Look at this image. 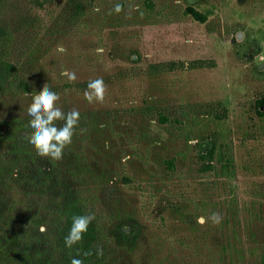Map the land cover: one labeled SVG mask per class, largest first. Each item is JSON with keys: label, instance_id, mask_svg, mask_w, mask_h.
Here are the masks:
<instances>
[{"label": "rangeland", "instance_id": "374dc122", "mask_svg": "<svg viewBox=\"0 0 264 264\" xmlns=\"http://www.w3.org/2000/svg\"><path fill=\"white\" fill-rule=\"evenodd\" d=\"M18 1L0 19L37 17L33 89L48 83L57 107L80 118L62 159L39 156L32 129L10 126L30 119V93L0 88V160H18L1 197L48 201L62 192L42 191L37 169L63 164L98 221L131 241L104 239L111 264H264V0H81L70 20L57 17L66 0ZM16 26L12 62L30 38ZM96 78L105 97L90 104L83 92Z\"/></svg>", "mask_w": 264, "mask_h": 264}, {"label": "trees", "instance_id": "16d2710c", "mask_svg": "<svg viewBox=\"0 0 264 264\" xmlns=\"http://www.w3.org/2000/svg\"><path fill=\"white\" fill-rule=\"evenodd\" d=\"M9 1L16 2L18 8L20 7L18 0H0V9ZM25 1L32 7L43 9L49 0ZM84 12L81 0H66L64 11L57 17L70 20L79 18ZM16 16H18L17 26L0 19V80L2 81L0 88L16 89L23 94L34 93L37 91L33 89L29 71L43 44L37 39L38 33L33 30L38 20L36 21L37 17H32L28 11H22ZM13 26L19 28L20 32L23 31L25 36H30L28 41L18 44L23 59L15 62L11 61L9 52L13 34L7 30ZM260 104L264 106V101H260ZM29 120H11L10 126L17 128L20 126L21 129L28 130ZM165 121L166 118L160 115V122ZM11 137L9 134L7 138ZM12 139L15 145V140L13 137ZM211 154L212 150H209L208 153L202 154V158ZM16 162L18 160H0V182L8 185L12 182V178L15 179L13 168ZM167 166L171 169L173 161L167 160ZM68 167L52 163L48 171L37 169L38 178H43L42 191L55 189L62 192L48 201L42 200L39 196L33 198L16 195L5 198L0 195V264H70L73 257L83 260V264H111L113 252L106 245L102 248L104 239L111 238L117 246L121 244L131 246V241L128 240L126 233L120 230V226H117L116 232L111 231L95 216L88 230L83 234V239L71 248L65 246L64 237L71 226V218L74 215H94L88 208L86 198L82 197L81 190L72 184L70 176L75 177V172L72 167ZM41 225H44L47 231L40 232ZM97 248L102 249V255L96 254ZM88 252L91 254L85 255Z\"/></svg>", "mask_w": 264, "mask_h": 264}, {"label": "clouds", "instance_id": "9594fccd", "mask_svg": "<svg viewBox=\"0 0 264 264\" xmlns=\"http://www.w3.org/2000/svg\"><path fill=\"white\" fill-rule=\"evenodd\" d=\"M99 11L97 7L95 9ZM112 11L119 13L122 11L121 4H115ZM59 51H65L62 47ZM62 75L68 78L69 82L76 80L75 72L65 69ZM106 92V85L102 78L91 79L87 82L83 92V97L88 103H103ZM59 95L45 83L39 92L30 93V102L27 105V115L30 117L29 127L32 132L26 135L28 143L35 149L37 155L60 160L63 157L64 148L71 144L76 126L78 125L80 113L76 109L65 112L57 107L56 102ZM56 121H63L61 126L56 125ZM83 131V129L81 130ZM68 234L64 237L65 246L71 248L83 239V234L88 230L89 224L95 219L94 215H74ZM213 224L221 222V216L213 212L208 218ZM197 222L204 224L206 219L199 217ZM40 232L47 231L44 225L39 228ZM91 253H85L90 255ZM96 254L102 255V249L97 248ZM70 264H83V260L76 257L71 258Z\"/></svg>", "mask_w": 264, "mask_h": 264}, {"label": "water", "instance_id": "95a60500", "mask_svg": "<svg viewBox=\"0 0 264 264\" xmlns=\"http://www.w3.org/2000/svg\"><path fill=\"white\" fill-rule=\"evenodd\" d=\"M263 66H264V62H262L259 67H263Z\"/></svg>", "mask_w": 264, "mask_h": 264}, {"label": "flooded vegetation", "instance_id": "af4514ba", "mask_svg": "<svg viewBox=\"0 0 264 264\" xmlns=\"http://www.w3.org/2000/svg\"><path fill=\"white\" fill-rule=\"evenodd\" d=\"M260 66V65H259Z\"/></svg>", "mask_w": 264, "mask_h": 264}]
</instances>
